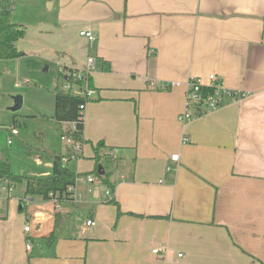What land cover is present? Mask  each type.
Returning a JSON list of instances; mask_svg holds the SVG:
<instances>
[{"label": "crops", "instance_id": "crops-1", "mask_svg": "<svg viewBox=\"0 0 264 264\" xmlns=\"http://www.w3.org/2000/svg\"><path fill=\"white\" fill-rule=\"evenodd\" d=\"M57 5L38 29L57 35L44 52L59 68L49 117L60 67L95 57L80 160L88 145L91 158L98 142L113 147L115 188L99 205L76 203L91 204V227L70 223L75 201H45L32 217L1 205L0 264H264V0H52L49 10ZM33 32L17 42L24 56ZM210 73L248 96L184 125L186 81Z\"/></svg>", "mask_w": 264, "mask_h": 264}, {"label": "rangeland", "instance_id": "rangeland-1", "mask_svg": "<svg viewBox=\"0 0 264 264\" xmlns=\"http://www.w3.org/2000/svg\"><path fill=\"white\" fill-rule=\"evenodd\" d=\"M50 1L52 0H12L15 5L12 11L13 21L23 22L26 28H31L34 32L27 37V41L31 43L27 56L0 63V86L3 94L0 99V161L8 162L16 175L47 177L52 174L55 154H63L66 151L63 155L69 158V167L76 173L94 172L96 168L99 170V165L106 171H116L113 162L118 157H115L113 150L100 161L99 165L90 157L92 154L90 145L84 148L85 158L82 160L80 159L83 157V149L67 151L68 146L61 138L60 127L49 117L54 111V98L50 93L54 89L59 68L56 60L49 62L44 58L46 51L50 50L49 45L57 40V35L47 33L40 37L38 29L40 25L55 21L59 16V5L49 10ZM16 82H20L21 85L15 86ZM58 86H62L61 78ZM19 92L24 96V104L21 110L13 113L8 109L13 104L11 96ZM33 113L35 116L29 115ZM12 129H16L19 134L11 136ZM10 139L12 144H9ZM108 152L107 149L104 153ZM73 155H76L77 160L72 158ZM93 176L95 177L93 184L84 182L78 184L81 197H78L70 207V223L78 228L82 227L90 212L88 209L78 208L76 204L78 201H90L99 205L113 195V191L102 184L97 171ZM5 183L9 184L5 180L0 182ZM9 185L14 186L10 191H0V204L3 207L1 211L6 210L7 203L12 206L13 201H16V212L25 216L31 214L32 217L34 206L45 202L40 196H33V200L25 201L28 195H24L22 199L23 183L11 181ZM23 204L26 205L24 210ZM29 221L33 223L31 218Z\"/></svg>", "mask_w": 264, "mask_h": 264}, {"label": "trees", "instance_id": "trees-1", "mask_svg": "<svg viewBox=\"0 0 264 264\" xmlns=\"http://www.w3.org/2000/svg\"><path fill=\"white\" fill-rule=\"evenodd\" d=\"M13 2L12 0H0V61L12 60L22 57L25 52L21 51L17 47V42L23 39L26 35L27 28L24 24L16 23L12 19ZM103 70H110V67H105ZM65 74L59 73V78H64ZM86 99L80 95L74 94L70 91L64 90L61 86H57L55 89V112L53 115L54 120L62 124L64 122H75L76 129L70 132L69 129H61V133L72 135L76 140H82L84 132V113L81 109V105H85ZM88 103V102H87ZM15 119V118H14ZM61 128V127H60ZM109 150L108 153H104L105 150ZM113 147L106 146L103 141L93 145V156L96 165H99L103 158L109 155ZM64 155L59 154L53 157L52 174L47 177H27L22 175H16L12 172L10 164L6 161H0V181L6 180L9 184L12 182L24 183V194L28 196H40L43 200H51L50 194L58 195L59 197L66 198L67 201H71L70 193L68 189L74 185L77 177L85 176L87 174H94L97 171V175L102 182L109 189L114 191L115 185L110 181L109 172L105 171L104 174H100L97 168L94 172L88 173H76L69 167L68 162L63 161ZM98 167V166H97ZM111 203H117L113 200ZM23 210L25 208H22ZM121 212L119 210L118 215ZM63 218L60 215L55 216V227H58ZM54 236V233H53Z\"/></svg>", "mask_w": 264, "mask_h": 264}, {"label": "built area", "instance_id": "built-area-1", "mask_svg": "<svg viewBox=\"0 0 264 264\" xmlns=\"http://www.w3.org/2000/svg\"><path fill=\"white\" fill-rule=\"evenodd\" d=\"M79 34L87 38L90 42L95 41L96 34L91 30H81ZM96 69V59L93 56H89L86 61V67L84 69H75L73 67L64 68L60 67V72L65 74L62 79V88L66 91H70L74 94L80 95L86 99L85 105H81L83 109L84 119H85V108L87 102L92 99L97 98V90L91 84V75ZM172 86L179 85V82H171ZM185 90V101L184 109L179 114V120L184 124L190 123L197 117L210 114L222 109L230 104H235L242 101L248 96V92L243 90H237L227 87L221 76L215 73H210L205 78L201 76H191L186 81ZM2 94L0 92V99ZM63 130L69 129L70 132L75 131V122H64L62 123ZM18 134L16 129H12L11 136ZM61 138L65 144L69 147V150L81 151L83 149L84 139L76 140L72 135L61 133ZM188 142V138H183V143ZM12 140H9V144ZM68 150V151H69ZM72 158L77 160L76 155ZM64 162H69V158L64 157ZM179 154H173L171 156V162L167 164V171H172L175 169V164L178 163ZM80 182L87 183L89 185L95 182V177L93 174H87L85 176H79L76 179L74 185L70 186L68 192L70 193L71 201H76L78 197H81V193L78 190V184ZM12 187L7 183L0 184V191H10ZM91 191V189H89ZM51 200L58 206L61 202L67 201L66 198L59 197L58 195L50 194ZM25 201L31 200L30 196L25 197ZM1 208V204H0ZM86 225L91 227L95 225L94 219H88ZM24 230L27 233L32 231V225L26 223ZM33 239L31 236L26 238V248L27 250L32 249ZM155 253L158 252L154 249Z\"/></svg>", "mask_w": 264, "mask_h": 264}, {"label": "water", "instance_id": "water-1", "mask_svg": "<svg viewBox=\"0 0 264 264\" xmlns=\"http://www.w3.org/2000/svg\"><path fill=\"white\" fill-rule=\"evenodd\" d=\"M11 98L13 100V104L8 109L11 112L16 113L17 111L21 110V108L23 107L24 98L23 95L20 93H16L12 95ZM104 172L105 170L103 166L99 165V173L104 174ZM79 207L81 209H89L91 208V204L83 202L79 204Z\"/></svg>", "mask_w": 264, "mask_h": 264}]
</instances>
